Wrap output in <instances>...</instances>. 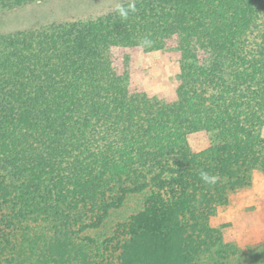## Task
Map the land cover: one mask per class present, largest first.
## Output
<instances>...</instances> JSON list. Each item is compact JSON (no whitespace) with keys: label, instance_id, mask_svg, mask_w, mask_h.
I'll use <instances>...</instances> for the list:
<instances>
[{"label":"trees","instance_id":"trees-1","mask_svg":"<svg viewBox=\"0 0 264 264\" xmlns=\"http://www.w3.org/2000/svg\"><path fill=\"white\" fill-rule=\"evenodd\" d=\"M46 1L0 0V15ZM134 2L127 19L114 10L0 32V264H93L74 239L137 195L144 209L132 220L171 212L156 257L175 242L186 264H264V242L241 250L209 225L230 193L264 172V0ZM173 35L183 53L177 101L130 95L110 49L148 39L144 50H160ZM199 130L213 144L194 154L184 139ZM84 238L96 251L112 242ZM125 252L120 264H130Z\"/></svg>","mask_w":264,"mask_h":264},{"label":"rangeland","instance_id":"rangeland-1","mask_svg":"<svg viewBox=\"0 0 264 264\" xmlns=\"http://www.w3.org/2000/svg\"><path fill=\"white\" fill-rule=\"evenodd\" d=\"M118 2L124 5L133 0H51L37 3L1 14L0 32H14L17 28L28 26V28H35L43 18L51 23L94 19L113 12ZM181 45L180 36L173 35L164 41V47L160 50L146 51L139 47H112L110 49L112 72L116 76L127 77L130 95L144 94L158 107L172 104L177 101V91L182 86ZM149 53H158V56L152 58L151 64L144 62L149 58ZM141 54L144 60H140ZM194 54L200 67L208 65L209 59L205 51L195 49ZM261 136L264 138V129ZM184 140L190 151L197 154L213 144V134L206 130H199L187 134ZM142 199L137 195L136 199L126 200L120 209L113 210L109 214L104 224L98 229L90 230L82 235L78 234L77 238L80 241L77 238L74 239L76 252L84 253L93 264H120V257L124 250L129 255L130 264H142L144 260L151 258V255L156 258V264H186L185 254H181L183 248L175 242L171 243V246L164 245L163 250L156 257L155 244L158 240L155 236L171 227L168 222L171 212L164 208L156 221L142 220L138 217L132 220L136 213L144 209ZM154 211L159 213V209ZM209 225L220 232L223 244L234 245L241 250L262 248L264 172H252L250 182L245 187L230 193L228 205L217 208L215 215L209 220ZM84 236L94 238V241L97 239L99 242L112 239V242L106 244V250L101 247L100 251H96L94 246L85 244ZM186 256L191 255L186 253ZM195 260L194 263L189 262V264H203L207 259L201 261L200 258H196Z\"/></svg>","mask_w":264,"mask_h":264},{"label":"clouds","instance_id":"clouds-1","mask_svg":"<svg viewBox=\"0 0 264 264\" xmlns=\"http://www.w3.org/2000/svg\"><path fill=\"white\" fill-rule=\"evenodd\" d=\"M115 11L119 14V16L121 18H124V19H127L129 13H132V12H135L136 11V5H135V2L133 0V2L129 3L127 5V7H125L122 3H117L116 4V8H115ZM152 45V41L151 40H148V39H144L142 40L138 47L140 49H145V48H150ZM149 58L144 61L148 64H151L152 63V58L158 56V53H149L148 54ZM140 60H144V57L143 55L141 54L140 56ZM156 90H159V89H156ZM200 178L203 182H205L206 184H209V185H214L216 182H217V179L218 177L215 176V175H209L207 172H201L200 173Z\"/></svg>","mask_w":264,"mask_h":264}]
</instances>
